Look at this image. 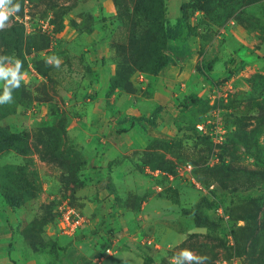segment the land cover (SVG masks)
I'll use <instances>...</instances> for the list:
<instances>
[{
	"label": "rangeland",
	"instance_id": "obj_1",
	"mask_svg": "<svg viewBox=\"0 0 264 264\" xmlns=\"http://www.w3.org/2000/svg\"><path fill=\"white\" fill-rule=\"evenodd\" d=\"M17 4L0 30V264H173L182 249L264 264V0ZM65 204L84 216L73 236Z\"/></svg>",
	"mask_w": 264,
	"mask_h": 264
},
{
	"label": "built area",
	"instance_id": "obj_2",
	"mask_svg": "<svg viewBox=\"0 0 264 264\" xmlns=\"http://www.w3.org/2000/svg\"><path fill=\"white\" fill-rule=\"evenodd\" d=\"M198 128L203 129L204 127L203 125H198ZM191 169H192V164L187 162L178 168V173L180 175H183L185 173L190 174ZM150 173L157 177L161 175L163 176L166 175L167 177H171L170 174L162 170H159V169L150 171ZM194 183L198 187H202L200 182L194 181ZM154 189L160 191L162 190V185L157 183ZM84 223H85L84 216L78 213L72 206H69L66 204L63 206H60V215L58 217V225H59V230L63 235L73 236L77 231L81 229ZM107 253L108 254L111 253L110 249L107 250ZM102 262H103V257L96 258L95 260V264H103ZM224 264H240V261L238 258H234L228 263L224 262Z\"/></svg>",
	"mask_w": 264,
	"mask_h": 264
},
{
	"label": "clouds",
	"instance_id": "obj_3",
	"mask_svg": "<svg viewBox=\"0 0 264 264\" xmlns=\"http://www.w3.org/2000/svg\"><path fill=\"white\" fill-rule=\"evenodd\" d=\"M9 3H11V0H0V30L5 29V22L8 21L9 16L13 15L15 12H18L20 10L19 4L15 5L13 9H8L6 6ZM47 62L51 63V60ZM16 63H17V69L22 67V62L19 59H16ZM56 64L58 66L59 64L58 60H56ZM6 74L7 73H5L3 69H0V75H6ZM11 76H12V80L9 81V83L13 84L14 87L19 88L20 80L24 79V74L22 72L18 74L17 71L12 70ZM5 101H7L8 103L12 102L11 92L8 90L7 85H5L4 94L0 96V104H3ZM180 258L187 260L189 264H191V261H193L194 259H198V257H195L193 255V252L189 249H182L179 252V256L175 255L173 257V264H180Z\"/></svg>",
	"mask_w": 264,
	"mask_h": 264
},
{
	"label": "trees",
	"instance_id": "obj_4",
	"mask_svg": "<svg viewBox=\"0 0 264 264\" xmlns=\"http://www.w3.org/2000/svg\"><path fill=\"white\" fill-rule=\"evenodd\" d=\"M179 21H177V23H176V25L172 28V27H167V32H168V34H169V36L171 37V38H176L178 35H179V33H180V25H179V23H178ZM153 170H155V169H153ZM163 171V170H162ZM160 178H165L164 176H160L159 177V179Z\"/></svg>",
	"mask_w": 264,
	"mask_h": 264
}]
</instances>
